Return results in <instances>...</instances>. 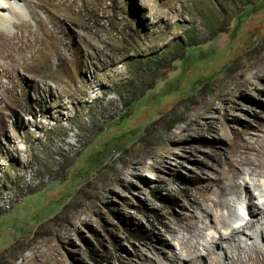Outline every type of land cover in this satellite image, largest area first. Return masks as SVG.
I'll return each instance as SVG.
<instances>
[{
    "label": "rangeland",
    "instance_id": "obj_1",
    "mask_svg": "<svg viewBox=\"0 0 264 264\" xmlns=\"http://www.w3.org/2000/svg\"><path fill=\"white\" fill-rule=\"evenodd\" d=\"M46 1L57 54L0 77V264H168L164 226L264 130V0Z\"/></svg>",
    "mask_w": 264,
    "mask_h": 264
},
{
    "label": "bare ground",
    "instance_id": "obj_2",
    "mask_svg": "<svg viewBox=\"0 0 264 264\" xmlns=\"http://www.w3.org/2000/svg\"><path fill=\"white\" fill-rule=\"evenodd\" d=\"M47 6L46 0H0V77H6L11 87L19 72H33L38 67L47 70L48 58L57 54L52 46L58 29L56 15ZM8 88L0 92H8ZM3 98L0 96V101ZM237 157L214 183L215 193L193 202L192 211L176 220L175 227L164 226L178 247L176 253L170 249L172 254L165 259L168 264H264V130L244 141ZM242 174L244 177L236 181ZM246 186L257 193V204L250 202V193L247 201L239 196ZM243 203L251 218L233 224L238 217L243 220L235 208ZM206 213L212 216L213 224L200 226ZM209 229L215 233L204 234ZM177 230L181 235L176 237ZM138 258L139 262L132 264H159Z\"/></svg>",
    "mask_w": 264,
    "mask_h": 264
},
{
    "label": "trees",
    "instance_id": "obj_3",
    "mask_svg": "<svg viewBox=\"0 0 264 264\" xmlns=\"http://www.w3.org/2000/svg\"><path fill=\"white\" fill-rule=\"evenodd\" d=\"M260 5H261V3H258L257 5H254V7H255V8H254V9H255L254 12H256V11L259 10ZM252 10H253V9L251 8V9H249L248 11L244 12V13H243V14H244V17L247 16L250 12H252ZM236 24H237V21H236ZM193 49H195V48H190L189 53H187L186 56L184 57V58H186V63L188 62L189 56H190L193 52H195V50H193ZM198 50H199V51H198ZM198 50H197V53L199 54L200 51H201V49H198ZM212 50H213V49H211V51H212ZM208 51H210V49H209ZM211 53H212V52H211ZM127 235L130 236L131 238H134V239H138V238H139V236H138L136 233H134V232H128Z\"/></svg>",
    "mask_w": 264,
    "mask_h": 264
}]
</instances>
